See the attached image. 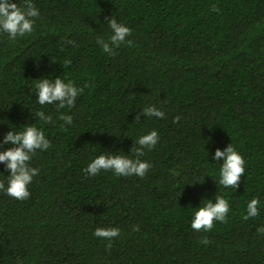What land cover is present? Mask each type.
Here are the masks:
<instances>
[{
  "label": "trees",
  "instance_id": "trees-1",
  "mask_svg": "<svg viewBox=\"0 0 264 264\" xmlns=\"http://www.w3.org/2000/svg\"><path fill=\"white\" fill-rule=\"evenodd\" d=\"M35 3L33 33L16 42L0 34V138L9 126L36 123L51 147L31 160L40 171L27 199L0 191V264H264V206L243 218L247 200L264 202V0ZM112 15L131 28V43L108 56L95 41L110 34ZM50 72L89 85L60 110L72 125L32 116L58 115L30 91ZM147 104L164 118L137 122ZM141 129L160 136L142 157L152 164L143 178L82 171L98 151L127 154ZM229 143L246 161L236 191L221 189L218 164H209ZM0 173L8 175L2 163ZM217 191L230 202L226 220L193 230L192 208ZM97 226L120 235L95 237Z\"/></svg>",
  "mask_w": 264,
  "mask_h": 264
},
{
  "label": "clouds",
  "instance_id": "clouds-1",
  "mask_svg": "<svg viewBox=\"0 0 264 264\" xmlns=\"http://www.w3.org/2000/svg\"><path fill=\"white\" fill-rule=\"evenodd\" d=\"M40 9L36 6L35 0H0V34H7V39L16 42L17 38L30 35L34 31V26L40 18ZM110 34L107 38L96 37V44L101 51L108 56L113 55V49L122 44H129L131 41L126 39L131 35V28L119 22L115 16L105 17ZM65 44L72 45V39H66ZM56 62L55 59H51ZM71 61L65 59L64 66ZM78 86L72 79L66 76L53 75L48 73L39 78L33 79L30 91L35 94V103L40 106L52 105L58 115L53 119L51 113L40 109L36 110L32 116L38 120L40 125L55 124L56 120L62 121L61 125H72L73 116L69 112L60 111L61 109H72L77 97L80 96L84 87ZM141 111L136 116V121L155 117L162 119L164 111L155 104H147L140 108ZM180 117H174V122L179 121ZM2 138H0V163L7 170L8 175L2 174L0 178V191L17 200L23 201L30 196L29 185L32 184L34 177L40 171L39 168L31 165L32 158L37 151H46L51 147V141L45 133L43 126L36 123H23L12 126ZM116 136H120L115 134ZM130 137V136H128ZM209 140L211 137L208 138ZM160 140L156 129L144 131L133 139V145L127 154L123 150L98 151V154L90 158L87 166L82 169L88 176H96L101 172H111L117 177L137 176L143 178L152 164L143 159L146 150L156 147ZM205 141V140H204ZM206 143V141H205ZM204 143V148H205ZM10 145L9 147H4ZM93 151H97L93 149ZM207 155L208 151L205 149ZM212 160L217 161L218 168L214 171L217 177L216 184L221 189L231 188L236 191L239 186L241 176L245 173L246 161L238 149L229 143L222 150L219 147L214 149ZM212 177V175H209ZM199 182V180H197ZM196 182V183H197ZM190 184V183H185ZM195 184V183H191ZM190 184V185H191ZM202 205L192 208L190 226L193 230L210 231L214 222H224L230 211V202L223 192H216L212 198H202ZM264 206L258 196H253L246 202V211L243 214L245 220L259 215L261 207ZM135 230V229H134ZM257 232L264 234V226L257 228ZM95 237L105 238L111 241L120 235L118 227L97 226L93 233Z\"/></svg>",
  "mask_w": 264,
  "mask_h": 264
}]
</instances>
